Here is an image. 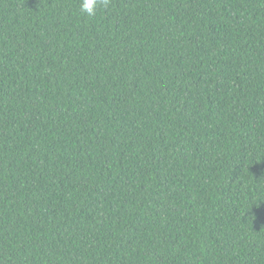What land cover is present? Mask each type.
<instances>
[{
    "label": "trees",
    "instance_id": "obj_1",
    "mask_svg": "<svg viewBox=\"0 0 264 264\" xmlns=\"http://www.w3.org/2000/svg\"><path fill=\"white\" fill-rule=\"evenodd\" d=\"M0 0V264H264V0Z\"/></svg>",
    "mask_w": 264,
    "mask_h": 264
},
{
    "label": "clouds",
    "instance_id": "obj_2",
    "mask_svg": "<svg viewBox=\"0 0 264 264\" xmlns=\"http://www.w3.org/2000/svg\"><path fill=\"white\" fill-rule=\"evenodd\" d=\"M110 0H80V13L86 17H93L100 7L107 8Z\"/></svg>",
    "mask_w": 264,
    "mask_h": 264
}]
</instances>
